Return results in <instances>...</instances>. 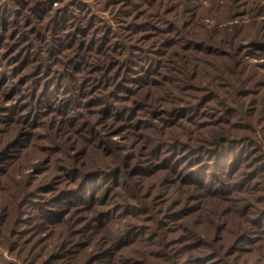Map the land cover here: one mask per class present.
Listing matches in <instances>:
<instances>
[{
	"label": "rangeland",
	"instance_id": "obj_1",
	"mask_svg": "<svg viewBox=\"0 0 264 264\" xmlns=\"http://www.w3.org/2000/svg\"><path fill=\"white\" fill-rule=\"evenodd\" d=\"M0 264H264V0H0Z\"/></svg>",
	"mask_w": 264,
	"mask_h": 264
}]
</instances>
